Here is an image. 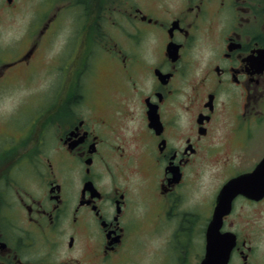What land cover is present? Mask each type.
Wrapping results in <instances>:
<instances>
[{
  "label": "flooded vegetation",
  "instance_id": "flooded-vegetation-1",
  "mask_svg": "<svg viewBox=\"0 0 264 264\" xmlns=\"http://www.w3.org/2000/svg\"><path fill=\"white\" fill-rule=\"evenodd\" d=\"M263 158L264 0H0V264H113L138 209L156 235L195 206L190 264L215 222L264 264V193L216 213ZM199 166L221 178L183 209Z\"/></svg>",
  "mask_w": 264,
  "mask_h": 264
},
{
  "label": "rangeland",
  "instance_id": "rangeland-1",
  "mask_svg": "<svg viewBox=\"0 0 264 264\" xmlns=\"http://www.w3.org/2000/svg\"><path fill=\"white\" fill-rule=\"evenodd\" d=\"M151 1L161 2V0ZM201 170L203 173L199 175ZM220 178L221 176L213 173L212 168L207 170L205 166H199L192 186L186 188L187 192L185 190L189 196L183 204V209L193 208L194 203L198 200L204 202L205 196L209 193V187L212 184L216 187ZM164 209L165 207L161 208V213H164ZM138 210L139 215L144 218L140 229H137L138 237L135 238L130 251L119 256L113 264H190L194 258V252L195 255H199L204 245L202 241L205 228L200 218H204L205 214L199 212L196 206L193 212L184 216L187 222L180 225L178 231L175 229L172 231V228L167 227L171 222L170 219L175 216L173 212L168 211L166 215H161V231L156 235L152 234L151 230L153 225H156L154 223L157 212L155 207L150 209L151 217L145 215L147 208ZM203 211L206 212L204 207ZM197 258L199 257L194 259L196 262Z\"/></svg>",
  "mask_w": 264,
  "mask_h": 264
},
{
  "label": "water",
  "instance_id": "water-1",
  "mask_svg": "<svg viewBox=\"0 0 264 264\" xmlns=\"http://www.w3.org/2000/svg\"><path fill=\"white\" fill-rule=\"evenodd\" d=\"M235 191L247 195H259L264 193V158L256 168L250 172L229 180L222 188L219 202L216 207L217 217L223 211L224 196ZM219 223L215 222L208 231L205 255L200 264H227L232 241L226 242L219 236Z\"/></svg>",
  "mask_w": 264,
  "mask_h": 264
}]
</instances>
